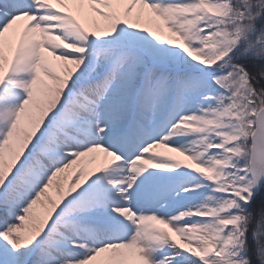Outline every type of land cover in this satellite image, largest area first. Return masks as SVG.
<instances>
[{"label": "snow or ice", "instance_id": "1", "mask_svg": "<svg viewBox=\"0 0 264 264\" xmlns=\"http://www.w3.org/2000/svg\"><path fill=\"white\" fill-rule=\"evenodd\" d=\"M0 264H264V0H0Z\"/></svg>", "mask_w": 264, "mask_h": 264}]
</instances>
